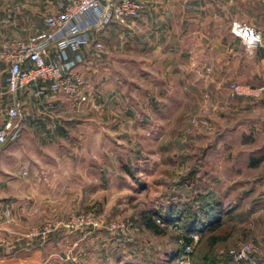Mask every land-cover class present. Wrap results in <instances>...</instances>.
Listing matches in <instances>:
<instances>
[{"label": "rangeland", "instance_id": "rangeland-1", "mask_svg": "<svg viewBox=\"0 0 264 264\" xmlns=\"http://www.w3.org/2000/svg\"><path fill=\"white\" fill-rule=\"evenodd\" d=\"M65 3L0 0V50L44 30L47 17ZM179 10L187 13L183 33ZM189 12L187 1L143 0L141 20L92 32L102 47L89 46L74 69L86 100L71 104L87 125L77 134L83 142L76 159L28 171L14 158L13 142L0 151V221L12 230L1 231V246L18 249L6 264H179L170 257L185 234L184 220L200 216L211 193L222 213L214 231L223 237L212 256L225 264L227 249L253 243V257L264 263L258 245L264 239V178L254 180L264 164L255 174H242L244 179H227L229 164L244 169L247 160L264 159V92L231 91L233 84L264 86V60L254 59L258 48L232 34L241 23L264 36V13H254V20L247 11L236 13L241 20L217 21L215 29L230 33L228 52L221 53L190 35ZM198 16L205 31V13ZM6 70L1 63L3 88ZM111 94L116 120L109 112ZM238 185L258 194L245 204L237 193L224 195ZM171 211L179 215L176 221L160 217L164 226L157 223L158 212ZM148 217L162 234L146 227ZM209 232L192 263H206Z\"/></svg>", "mask_w": 264, "mask_h": 264}, {"label": "built area", "instance_id": "built-area-1", "mask_svg": "<svg viewBox=\"0 0 264 264\" xmlns=\"http://www.w3.org/2000/svg\"><path fill=\"white\" fill-rule=\"evenodd\" d=\"M64 7L51 13L46 19V28L25 39L17 41L10 50H0V64L7 68L5 87L0 85V151L9 143L16 141L22 131V104L18 94L32 90L33 97L46 92V84L60 89L76 104L86 100L80 93L81 82L74 68L82 61L76 54L74 59L68 55L69 49L92 45L101 48L100 42H93L91 34L105 26L116 23L127 25L139 16L143 0H65ZM232 34L249 48H263L262 32L246 24L235 23ZM54 50V55L51 54ZM235 94L259 96L264 86L231 85ZM9 98L6 107L1 109V99ZM82 222L84 221L81 218ZM157 223L164 226L160 219ZM67 226L73 227L72 224ZM176 228V227H175ZM191 243L184 244L179 264H190V256L199 240L197 234L190 235ZM264 248V239L258 240ZM256 246L253 243H241L226 250L228 264H264L253 257Z\"/></svg>", "mask_w": 264, "mask_h": 264}, {"label": "crops", "instance_id": "crops-1", "mask_svg": "<svg viewBox=\"0 0 264 264\" xmlns=\"http://www.w3.org/2000/svg\"><path fill=\"white\" fill-rule=\"evenodd\" d=\"M186 1L189 4L190 11V35L197 39L198 37L207 39L206 49L209 47L210 50L221 53L228 52V48L230 47L228 37H230V33L222 29H215V23L217 21H238L242 18L236 17V13L240 15L241 12L247 13V11L252 16L248 19L252 18L254 20V13L256 15L257 13H264V0H180V3L185 4ZM179 12H181L178 17L180 18L179 31L183 33L186 30L184 22L186 21L187 13L185 15L184 10H179ZM199 12L205 13V31H203L204 27L199 29L197 25ZM141 16L135 20H141ZM91 39H93L92 34ZM11 48H8V50ZM89 50V46H81L78 50L69 49L68 55L71 59H74L77 53L84 57ZM51 54L54 55V50H51ZM254 54V59L264 60V49H256ZM45 86L46 92L40 97L32 96L31 92L33 89L22 91L18 94L23 112L22 131L19 138L13 142L12 154L15 159H20L22 164L28 166V171H35L36 166H40L38 168L41 169L42 166L48 167L50 164L60 165L65 159H76L80 145L83 142V140L81 142L78 139L77 134L80 132V127L87 126L86 124L79 123L77 116L79 115L80 109L71 104V100L67 95L56 92L50 84H46ZM10 100V97L1 99V109H4L6 103ZM106 101L103 103L104 105L107 104ZM108 103L110 109L113 108V111L109 109L110 115L115 116L116 120L119 113L116 108L117 98L114 97V94H111ZM129 111L124 114L127 118L133 116L132 108ZM82 116L84 117L85 115L83 114ZM80 120L86 121L83 118ZM99 128H103V126ZM107 128L104 127L103 130L106 131ZM98 144L102 145L100 142ZM98 144L94 142L93 147H100ZM252 161L255 162L249 164L250 162L247 160L244 169L237 168L235 163L229 164L227 167L229 175L227 179L231 181L244 179L242 174L247 173V171L255 174L257 169L261 168L264 164V159H255ZM257 173L258 176L256 179H253L257 181L262 180L264 178V172L259 170ZM240 187L238 185L237 190H235V187H232L226 190V194L224 193V195L229 196L232 193H237L236 196L238 195L237 197L241 198L242 203L245 204L249 201L250 197H255L258 194L256 188ZM10 229L1 224L0 221V264H6L16 258L15 254H17L16 251L18 250L16 249V245H13L14 250L12 249L13 247L1 246V231H12ZM82 244L85 245L84 242Z\"/></svg>", "mask_w": 264, "mask_h": 264}, {"label": "trees", "instance_id": "trees-1", "mask_svg": "<svg viewBox=\"0 0 264 264\" xmlns=\"http://www.w3.org/2000/svg\"><path fill=\"white\" fill-rule=\"evenodd\" d=\"M259 49V48H258ZM262 49V48H261ZM212 199L208 200V204L205 205V207H202V214L200 216H193L191 219H187L184 220V227L185 228V234H183V236H181V239L183 240V243L186 244H190L191 243V239H190V235L192 234H199L200 238L198 240V242L196 243V245L199 244V242L202 240V237L204 238V236H206V234L208 233V231H211L209 233H211L209 236L206 237V242L209 243V248H210V252H209V256H207L208 258H206V260H204L206 263L205 264H223L224 262H222V260L217 259L216 257L212 256V247L217 244L218 242H221L223 240V237H220L218 234L215 233V229L216 226L220 223V219L222 216L221 211L219 210L220 208V202L219 200H217V196L213 193L208 194ZM181 212V211H180ZM178 212V213H180ZM154 214V213H152ZM167 215V212L164 214L161 213H157V218L160 219V217L162 219H164V221L166 222H173L176 221V218L179 217V215H174L171 212H169ZM180 217V220H183V218ZM145 225L146 227L156 233V234H162L163 230H160L158 225L156 224L155 220H152L150 217L146 218L145 220ZM202 242V241H201ZM180 244L178 245V247L176 248V250L172 253L171 255V261L175 263V261H178V259L180 258V256L182 255L183 252V248H184V244ZM196 245L193 249V253L191 254V259H190V264H194L192 263L193 260V256L196 250ZM177 264V263H176ZM225 264H228V259L226 260Z\"/></svg>", "mask_w": 264, "mask_h": 264}]
</instances>
